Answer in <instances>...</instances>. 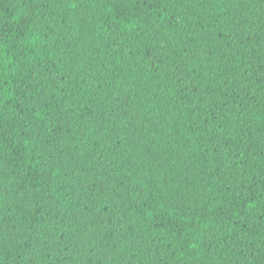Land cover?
<instances>
[{
  "label": "trees",
  "instance_id": "trees-1",
  "mask_svg": "<svg viewBox=\"0 0 264 264\" xmlns=\"http://www.w3.org/2000/svg\"><path fill=\"white\" fill-rule=\"evenodd\" d=\"M0 264H264V0H0Z\"/></svg>",
  "mask_w": 264,
  "mask_h": 264
}]
</instances>
